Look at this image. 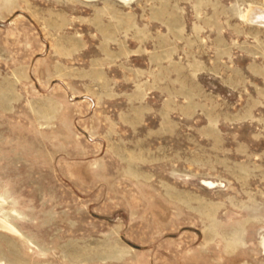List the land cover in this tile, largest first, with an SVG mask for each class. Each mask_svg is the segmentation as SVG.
<instances>
[{"label": "rangeland", "instance_id": "374dc122", "mask_svg": "<svg viewBox=\"0 0 264 264\" xmlns=\"http://www.w3.org/2000/svg\"><path fill=\"white\" fill-rule=\"evenodd\" d=\"M0 264H264V0H0Z\"/></svg>", "mask_w": 264, "mask_h": 264}, {"label": "bare ground", "instance_id": "6f19581e", "mask_svg": "<svg viewBox=\"0 0 264 264\" xmlns=\"http://www.w3.org/2000/svg\"><path fill=\"white\" fill-rule=\"evenodd\" d=\"M126 1V0H125ZM3 227H5V226H3ZM7 227V226H6ZM8 228V227H7ZM12 228V227H11Z\"/></svg>", "mask_w": 264, "mask_h": 264}]
</instances>
